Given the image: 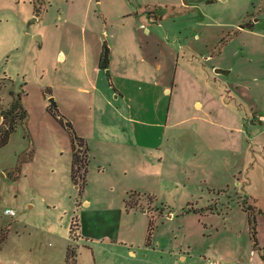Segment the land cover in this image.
Here are the masks:
<instances>
[{"label": "rangeland", "instance_id": "rangeland-1", "mask_svg": "<svg viewBox=\"0 0 264 264\" xmlns=\"http://www.w3.org/2000/svg\"><path fill=\"white\" fill-rule=\"evenodd\" d=\"M104 43L169 73L113 78L119 93L98 73ZM19 98L27 115L0 146V264H67L69 249V264H264V0H0V140ZM51 98L89 147L83 192ZM133 191L157 202L127 210Z\"/></svg>", "mask_w": 264, "mask_h": 264}, {"label": "trees", "instance_id": "trees-1", "mask_svg": "<svg viewBox=\"0 0 264 264\" xmlns=\"http://www.w3.org/2000/svg\"><path fill=\"white\" fill-rule=\"evenodd\" d=\"M99 67L101 69H108L110 67V47L108 46L107 43L103 44L100 57H99ZM53 104H50V110L51 112L57 117L56 111L53 109ZM4 115L9 116L12 115L14 116V119L12 120V123L10 126L7 128L5 131L4 135L2 136L0 140V146L5 144L9 138L10 133L16 128V120H24L27 111L24 109L22 106L21 98L17 99L15 102L12 103L11 108L8 110H5ZM61 121V123L65 126V128L69 131L70 137H71V143H72V152H73V159H72V179L76 184L79 185V188L81 191H84V188L87 184V172H88V164H89V147L87 145V142L84 138L80 137L75 129L72 126V123L68 120H63L59 116L57 117ZM83 148V150H82ZM136 195V199L133 198V195ZM149 200L151 204H154L157 202V198L155 195L151 193H145V192H138V191H133L132 194L126 199V209H137L138 207H142L140 201L142 200ZM249 214H250V227H251V232L253 235V238L255 240V245L258 244L257 241V220L256 216L252 215L250 211V207L247 209ZM78 223L76 221L73 222L72 224V236L75 238L78 237V234H76L75 230L78 229ZM75 229V230H74ZM71 250V249H69ZM67 254V264L70 262V257L74 256V254L69 253ZM74 259V258H73Z\"/></svg>", "mask_w": 264, "mask_h": 264}, {"label": "crops", "instance_id": "crops-1", "mask_svg": "<svg viewBox=\"0 0 264 264\" xmlns=\"http://www.w3.org/2000/svg\"><path fill=\"white\" fill-rule=\"evenodd\" d=\"M148 6H151V4H149ZM168 6H174V4H169ZM154 9H157L159 8V5H154L153 7ZM135 11H131L129 13H127L126 15H129L131 16V18L133 19H136V17L138 16H142V14H138L136 15V13H134ZM145 12H148L147 10H145ZM149 14V13H148ZM125 16V15H124ZM148 17H150V15H148ZM147 30V29H146ZM148 32V30H147ZM151 35V33H149ZM37 37H40L39 35H37ZM122 45V46H121ZM120 46V47H119ZM130 50H128L125 46H123V44H120V45H115L113 47H110V70L109 69H106L108 70V72H111L112 73V76H110L109 78V81H110V85L111 86H114L113 82H112V79L113 78H120V80H144V81H151V80H155V84H158V81L156 79H154V76H153V73L155 72V77L157 76L158 78L162 77V75H165V74H168L169 73V69L165 68L163 64L161 63H158V59H156V56H155V59H153V57H144L143 54L141 55V58H140V64L139 65H133L131 63L130 60H128L127 58H125L122 63H120V61H117L116 58H114V55L116 53H119L122 57H126L127 53L129 52ZM138 51L140 52H144L143 51V48H142V45L139 46V49ZM148 54V53H147ZM127 63H124L125 61H127ZM99 71L98 73H101L102 70L104 69H101L98 65V68ZM217 69V68H216ZM215 69V71H216ZM225 70V69H224ZM233 68H229L228 70L226 69V71L228 73L226 74H229L230 71H232ZM225 74V73H223ZM116 88V90L120 93L121 89H117L116 86H114ZM105 94V93H104ZM95 99L93 98V100L91 101V104H93V101ZM63 103L62 104H65V101L64 99H62ZM202 109L204 108V106L206 105V102L204 100H202ZM254 105L251 106V108L253 109ZM256 113L253 112V115H255ZM263 116V115H262ZM261 116V117H262ZM261 117H259V120L261 121ZM208 120V119H206ZM234 128L237 129V131L239 132H244V129H243V126H234ZM259 134V133H258ZM139 192V191H138ZM167 201V200H166ZM164 204V203H163ZM187 255V254H185ZM187 259V257H186ZM188 259H189V256H188ZM190 260V261H189ZM188 261L189 263H192L194 261H197V260H194V258H190ZM211 261H216L215 259L213 260H210L207 262V264H209ZM218 262V261H216ZM198 263V261L196 262ZM219 264H226L225 262L221 261V262H218ZM204 264V263H203Z\"/></svg>", "mask_w": 264, "mask_h": 264}, {"label": "built area", "instance_id": "built-area-1", "mask_svg": "<svg viewBox=\"0 0 264 264\" xmlns=\"http://www.w3.org/2000/svg\"><path fill=\"white\" fill-rule=\"evenodd\" d=\"M261 122H263L264 123V115L261 117ZM5 213L6 214H10V215H14L15 214V211L13 210V209H6L5 210ZM209 264H219L218 262H216V261H211Z\"/></svg>", "mask_w": 264, "mask_h": 264}, {"label": "water", "instance_id": "water-1", "mask_svg": "<svg viewBox=\"0 0 264 264\" xmlns=\"http://www.w3.org/2000/svg\"><path fill=\"white\" fill-rule=\"evenodd\" d=\"M216 72H218V73H225V74L228 73L226 70L221 69V68H217V69H216ZM51 100H52V104L55 106L54 99L51 98Z\"/></svg>", "mask_w": 264, "mask_h": 264}]
</instances>
